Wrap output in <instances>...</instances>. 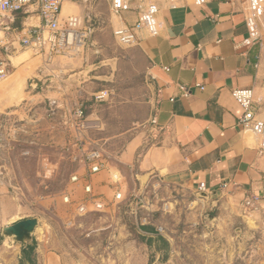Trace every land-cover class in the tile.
<instances>
[{
	"label": "rangeland",
	"instance_id": "rangeland-1",
	"mask_svg": "<svg viewBox=\"0 0 264 264\" xmlns=\"http://www.w3.org/2000/svg\"><path fill=\"white\" fill-rule=\"evenodd\" d=\"M70 1L83 6L85 46L78 54L41 59L79 60L69 68L86 74L78 81L64 80L69 70L56 78L50 74L53 97L25 99L9 125L0 127V264H19L24 245L6 239L3 228L29 218L39 220L35 264H264L263 205L238 202L231 194L210 196L175 176L138 170L143 154L156 144L150 120L157 90L149 59L139 45L118 42L106 0ZM40 84L39 73L28 84L31 94L43 92ZM79 106L85 119L101 125L84 133L110 165L111 195L103 198L114 197L112 174L119 176L124 194L139 198L87 214L64 202L71 190L73 200L83 196L82 186L71 182L83 169L73 160L77 132L68 116ZM137 135L145 142L133 168L112 173Z\"/></svg>",
	"mask_w": 264,
	"mask_h": 264
},
{
	"label": "crops",
	"instance_id": "crops-1",
	"mask_svg": "<svg viewBox=\"0 0 264 264\" xmlns=\"http://www.w3.org/2000/svg\"><path fill=\"white\" fill-rule=\"evenodd\" d=\"M158 5L160 34H139V47L149 59V75L157 95L150 120L156 144L143 154L138 170L159 173V177L175 176L197 191L206 184L210 196L231 194L238 202L257 198L256 203L264 206V157L259 154L258 139L239 124L245 110L232 96L235 89H253L257 116L264 121V21L262 46L247 48L242 45L247 37V0H208L202 6L194 0H161ZM63 10L64 17L77 16L84 24L80 17L83 6L66 0ZM137 19L136 10L122 13L115 17L116 28L131 26ZM9 21L17 31L41 25L35 4L6 19ZM0 52L10 57L12 71L0 84V127L9 125L16 107L25 99H37L39 94L52 98L49 83L55 79L49 75L67 74L72 64L80 62L57 58L46 64L17 43L8 53L4 49ZM39 73L43 92L31 94L28 84ZM82 74L86 72L71 71L64 80L69 76L78 81ZM182 86L189 89L188 96H184ZM78 109L82 107L70 111L69 120ZM100 126L94 119L84 121L87 132ZM144 142L143 136L133 138L112 173L118 167L123 171L133 168ZM92 185L96 193L110 197L108 172L94 176ZM78 191L82 193L80 187ZM124 195L123 203L130 201L131 193Z\"/></svg>",
	"mask_w": 264,
	"mask_h": 264
},
{
	"label": "built area",
	"instance_id": "built-area-1",
	"mask_svg": "<svg viewBox=\"0 0 264 264\" xmlns=\"http://www.w3.org/2000/svg\"><path fill=\"white\" fill-rule=\"evenodd\" d=\"M115 17L122 13L136 10L137 21L131 26L117 27L114 31L115 37L122 45H139V34L147 33L150 37H157L162 29V23L158 20L160 11L158 3L161 0H106ZM208 0H194L197 6H202ZM64 0H0V50L9 52L10 47L17 43L19 47L33 51L35 55L51 60L54 57L66 56L70 53L78 54L85 46L88 36L81 20L77 16H63ZM33 4L37 6L41 25L38 27H26L21 31L14 29L6 19L12 18L17 13L26 12ZM264 21V0H247L245 13V24L247 37L242 45L250 48L262 46L263 34L261 26ZM10 57L0 52V84L11 74ZM168 71V68H164ZM184 96L190 91L182 86ZM233 98L244 108L245 114L239 119V124L254 134L259 141V154L264 157V121L260 120L256 112L255 94L253 89H235ZM83 109H78L71 119V125L77 132L74 162L83 169L76 172L71 178L75 185H81L83 196L73 200V191L66 192L64 202L76 209L79 214L90 212H102L109 209L114 202L123 203L125 195L120 189L121 180L119 176H113L115 187L114 197L111 201L105 200L94 191L92 179L99 173L108 170V161L103 150L95 143L85 137ZM200 192H207L206 184H201ZM136 195H131L135 197ZM135 198H139L136 196ZM257 198L246 200L247 204H255Z\"/></svg>",
	"mask_w": 264,
	"mask_h": 264
},
{
	"label": "water",
	"instance_id": "water-1",
	"mask_svg": "<svg viewBox=\"0 0 264 264\" xmlns=\"http://www.w3.org/2000/svg\"><path fill=\"white\" fill-rule=\"evenodd\" d=\"M206 197L205 193H201ZM39 227L37 218H29L15 222L6 226L2 230V235L13 243L30 245L33 243L36 229Z\"/></svg>",
	"mask_w": 264,
	"mask_h": 264
},
{
	"label": "trees",
	"instance_id": "trees-1",
	"mask_svg": "<svg viewBox=\"0 0 264 264\" xmlns=\"http://www.w3.org/2000/svg\"><path fill=\"white\" fill-rule=\"evenodd\" d=\"M82 109L86 116V110L84 108ZM36 249H37L36 240L32 245H22V258L19 264H35Z\"/></svg>",
	"mask_w": 264,
	"mask_h": 264
},
{
	"label": "bare ground",
	"instance_id": "bare-ground-1",
	"mask_svg": "<svg viewBox=\"0 0 264 264\" xmlns=\"http://www.w3.org/2000/svg\"><path fill=\"white\" fill-rule=\"evenodd\" d=\"M114 176H116V175H114ZM117 177V176H116Z\"/></svg>",
	"mask_w": 264,
	"mask_h": 264
}]
</instances>
